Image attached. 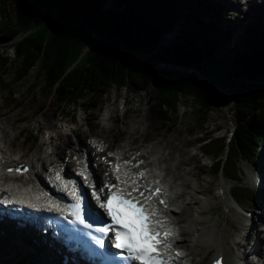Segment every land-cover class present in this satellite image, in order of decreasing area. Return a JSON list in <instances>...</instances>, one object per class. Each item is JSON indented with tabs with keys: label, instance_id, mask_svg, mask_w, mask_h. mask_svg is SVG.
<instances>
[{
	"label": "trees",
	"instance_id": "trees-1",
	"mask_svg": "<svg viewBox=\"0 0 264 264\" xmlns=\"http://www.w3.org/2000/svg\"><path fill=\"white\" fill-rule=\"evenodd\" d=\"M69 1L88 17V23L82 27L69 19V26H73H64L65 35L49 28L41 30L54 13L56 0H10L13 10L0 9V38L9 42L14 54L12 60L0 57V65H11L14 81L26 78L36 67V76L48 92L63 81L58 87L59 97L69 101L76 97V90L88 86L78 76L82 70L79 67L85 63L91 83L96 84L95 95L101 91L99 86L115 82H124L130 90L150 87L154 101L151 107L160 120L166 121V114L176 112L182 98L195 99L201 124L213 111L217 96L213 86L218 83L231 96L234 129L224 138L212 137L204 127L198 142L202 152L214 156L211 166L216 174L224 173L239 182L230 191L232 197L254 203L257 194L238 180L240 172L235 162L239 157L258 164L264 145L262 46L245 41L233 54H222L225 48L219 37L227 34L220 23L222 12L209 0L199 5H188L186 0ZM59 13L62 18L66 12L61 9ZM166 35L173 38L164 42ZM80 38H87V42L67 64ZM92 42L95 44L87 49ZM87 54L89 60L84 61ZM163 62L191 70H169L160 66ZM71 65L72 71H68ZM73 73L76 76L72 79ZM220 152L226 157L222 158Z\"/></svg>",
	"mask_w": 264,
	"mask_h": 264
},
{
	"label": "rangeland",
	"instance_id": "rangeland-1",
	"mask_svg": "<svg viewBox=\"0 0 264 264\" xmlns=\"http://www.w3.org/2000/svg\"><path fill=\"white\" fill-rule=\"evenodd\" d=\"M186 1L188 5H199L204 0ZM209 1L215 4V6L217 5L222 12L220 23L221 27L225 29L227 33L219 37V41L225 48L221 49L222 54H233L238 47L240 48L241 45H244L245 41L254 42L255 45L262 46L264 50V14L261 15L260 12H258L257 15H252L249 9L247 11L243 9L238 11V3L236 0ZM56 2L57 7L52 8L54 13L50 14V19L45 21L41 29L42 32H45L49 28L53 30V32H61L65 35L64 26L70 25V23L67 22L69 19L76 21V23H74L76 25L79 24L82 27L87 26L88 17L76 10L75 6L69 0H56ZM5 7L8 10H13L10 0H0V9ZM58 9L60 11L61 9L65 10L66 13L64 17H59L60 13ZM260 18H262V20H260ZM180 22H182V18L178 20V25ZM72 26L69 27L72 28ZM92 27L95 28L94 24ZM176 29L178 31V28ZM257 31L258 34L256 35ZM88 33L89 32H86L85 35H88ZM174 34H177V32H174ZM66 36L70 38L69 34ZM172 36L173 35H166L164 42L173 38ZM86 42L87 38H80L75 51L67 58V64L76 57L77 53L81 51V46ZM8 44L9 42L4 38H0V57H9V59L12 60L14 54L12 47ZM94 44L95 42L89 43L87 49H91ZM88 60L87 54L84 61ZM73 66L74 65L69 66L68 71H72ZM79 68L83 71L81 70L78 76L85 79L88 86L94 88L96 84L91 83L90 79H92V76L87 75L89 72L88 65L83 63ZM36 69V67L33 68L26 78L24 77L19 81H14L11 65L9 64L5 67L0 65V103H2L1 105H3V107L8 106L9 111H13L15 117L21 114L24 116L23 119L21 118L17 121L19 125L24 127V130L19 132L18 129H12L11 135L15 138L14 144H11V142L9 143V141L4 143L8 145L7 148L12 150L11 152L14 153V156L20 154L22 156L21 161H23L30 157H34L39 151V153L44 152L45 148L48 150L49 148L47 146L45 147V143L42 141V130L47 128V126L57 129L61 134L63 132V141L56 139L53 143L58 144V146H63L67 141L69 148L66 147L63 151V154L66 156L74 147L75 150L79 149L80 142L91 146L92 151L97 153L100 145H94V138L96 137H103L106 140L105 143L108 142L107 144H111L104 155L102 154L103 156H111L116 150H119L118 146L122 148L121 145L126 141L134 148L131 150V153L133 152L134 155L135 153H139L141 151L140 149L145 145L150 144L149 146H152L153 143L159 144L158 146H160L164 153H170V155L165 153L166 156H171V158L181 156L179 167L182 166V168L184 167L191 172L190 177H192V180L190 183H192V181L196 182L195 188L197 190V195L195 198H209L213 200V206L205 211V215L212 220L210 223L217 221L220 223V227L226 226V233L230 238H235L238 231L244 230L239 239L243 243H246V247L248 248L246 249L248 251L255 241L258 240V234L262 233L261 235H264V230L260 232V229L259 231H252L251 234H247L244 227H247L251 221L243 214L252 212L254 216L252 218L258 222V210L262 205L264 206V204H262L264 203L262 196L258 195V199H256L254 203L238 200L240 204L248 206L245 208L246 210L243 209V213L238 212L242 209L236 206L230 192L235 184L234 180H227L221 173L216 174L213 171L211 162L214 161V156L202 152L200 148L201 145L198 142V138L201 136L204 127L207 128L208 133H210L212 137L223 136L226 138L232 133L235 126V117L231 108L232 99L227 89H224V87L218 83L213 86L217 95L214 97L215 102L213 104V111L209 119L202 124L199 121V112L195 99L182 98L176 112H168L166 114L168 121H166V119L160 120L151 107L154 101L150 87L130 90L127 88L128 85L124 82L122 86L117 82L105 86V92L99 94L96 98L95 106L86 110L85 114L81 113V111L79 112L77 109L74 115L69 116L66 114L62 115L65 111L69 112L67 110V102L61 101L59 97L58 87L63 84V81L57 82V85L48 92L47 89L43 87L44 83L41 79L39 80V76H36ZM85 75H87V78ZM75 76V73H73L71 75L72 79ZM97 89L99 90L100 88ZM68 107L70 108L71 105ZM127 121H133L138 129H140L137 140L134 139L130 141L126 135H116L118 128L123 126ZM107 126H113V129L110 130ZM141 126H143V128H141ZM40 128H42V132H39ZM1 131L0 129V136H3ZM220 155L222 158L226 157L224 152H220ZM84 156L86 160L88 157L87 154H84ZM51 157L57 159L56 155H52ZM96 157L99 158V155H96ZM258 159V164L251 163L247 158L239 157L235 162L240 172V176L237 178L241 183H244L245 186L248 184L251 185V177L255 173V167H257L258 172H262L264 167V145L261 146ZM176 160V158L173 159V162ZM108 163V167L111 169L113 161H108ZM73 168L76 167L73 166ZM223 195H225V197ZM228 204H233L235 208L234 211L229 209L230 207L227 206ZM196 208L198 209L197 206ZM258 225L260 228L263 226L260 222H258ZM200 226L204 227V224H200ZM1 229L2 228H0V231ZM10 237L11 235H9L8 238ZM247 241L249 244H247ZM21 243L24 246L25 243ZM190 244L192 251L188 248L186 249L188 253L190 252L188 257L191 258L192 264H207L215 255L216 246H212L214 245L212 242L207 245L194 244V242H190ZM12 253L10 247H5L4 245L0 246V258H10ZM16 255L19 259L17 260L18 264H28L30 257L24 256L22 260L20 259L23 257L21 253ZM254 256L255 255L250 256V260H252ZM255 258L257 257L255 256L254 259ZM2 261V264H6V261ZM236 261L238 260L236 259ZM241 261L246 262L244 259ZM255 264H259V262Z\"/></svg>",
	"mask_w": 264,
	"mask_h": 264
},
{
	"label": "bare ground",
	"instance_id": "bare-ground-1",
	"mask_svg": "<svg viewBox=\"0 0 264 264\" xmlns=\"http://www.w3.org/2000/svg\"><path fill=\"white\" fill-rule=\"evenodd\" d=\"M236 1L238 3V11L242 9L247 11L249 9L252 15H257L258 12L261 15L264 14V0ZM1 104L0 129L3 136H0V167H2V171H0V228H2L0 231V246L10 247L13 253L10 258L1 257L0 264H2V260L6 261V264H18L17 260L19 259L16 254L19 253L23 256L20 258L22 260L24 256L30 257L28 264H89L79 260L75 252L66 251L59 239H53L48 233L43 234L40 229L41 226L38 220L40 214L36 210L40 209L37 206L49 201L46 190L59 192L63 188L64 190L69 188V184L64 182L61 177L60 180L56 179L64 163L66 167L74 166L76 169L86 167L89 173L98 181V190L105 185H116L115 188H119L123 192H131L132 188L137 185L125 184L122 181H131L133 179H137L140 185L149 186L152 189L157 188V186L161 187L162 192L159 197H163L165 204L160 205L153 198L148 202L147 206L150 210L155 209L156 215L154 218L163 224L160 230L162 232L170 230L174 233V235L167 238L166 242L171 244L169 248L171 253H174L175 249L182 254L183 258L179 260L180 263L192 264L191 258L188 257L190 252L188 253L186 249L191 250L190 242L201 245H207L212 242L214 244L212 246H216V253L224 256L225 264H235L236 259H244L246 264H255L256 262L264 264V235H261L262 233L258 234V240L255 241L248 251L246 243L239 239L244 230L238 231L235 238H230L226 233V226L220 227V223L217 221L210 223L212 220L205 215V211L213 206V200L195 198L197 195L196 182L192 181L190 183L192 180V177H190L191 172L184 167L182 168V166L179 167L181 156L172 158L171 156H166L165 153L169 155L170 153H164L158 146L159 144L155 143L152 146H149L150 144L145 145L140 149L139 153L134 155L133 152L131 153L134 148L128 141L121 145L122 148L118 146L119 150H116L111 156H103L111 144L105 143L106 140L103 137H96L94 138V145H100L97 153L92 151L91 146L80 142L79 149L75 150L74 147L66 156L63 154L64 148H69L66 141L63 146H58L57 159L52 158V154L47 152L45 148L44 152L39 153L40 151L38 150L39 152L34 157L21 161L22 156L20 154L14 156V153L11 152L12 150L7 148L8 145L4 143L9 141V143L14 144L15 138L11 135L12 129H18L19 132L24 130V127L17 123L24 116L21 114L15 117L14 112L9 111L8 106L3 107ZM134 122L127 121L123 126H120L116 135H126L130 141L137 140L140 129ZM107 128L111 130L113 126H107ZM41 130L42 128H40L39 132L43 131ZM55 134L60 137L61 132L56 130ZM61 138L63 140V137ZM53 140V137L42 139L45 147L47 146L48 148L47 141L53 142ZM84 154L88 156L86 160L84 159ZM96 155H99V158ZM175 158L177 160L173 162ZM111 160L113 163L110 169L108 161ZM126 161L129 163H125ZM141 161L143 163H140ZM21 162H25L24 164H28L31 168L25 175L14 179L5 173L7 167H17L18 163ZM61 162L64 163L62 164ZM60 164L61 167L59 168ZM116 164L120 165L119 171H114ZM140 172L145 173L142 179H138L136 176ZM117 176H120V181H117ZM257 178L264 186V167ZM105 190L109 191L108 188H105ZM133 195L138 197L139 194L133 193ZM223 196L225 197V195ZM227 206L230 207L231 211H234L233 204H228ZM12 210L17 211L21 215H11L10 211ZM258 211V222L264 223V206L262 205ZM250 221L251 223L244 227L247 234H251L252 231H259V229L260 232H263L264 228H260L254 218ZM200 224H204V227L200 226ZM9 235H11L10 238H8ZM21 242L25 243L24 246ZM247 244H249L248 241ZM238 255L242 256L239 257ZM253 255L257 257L255 258L256 260L254 259L255 256L250 260V256Z\"/></svg>",
	"mask_w": 264,
	"mask_h": 264
},
{
	"label": "snow or ice",
	"instance_id": "snow-or-ice-1",
	"mask_svg": "<svg viewBox=\"0 0 264 264\" xmlns=\"http://www.w3.org/2000/svg\"><path fill=\"white\" fill-rule=\"evenodd\" d=\"M125 163L129 162L126 161ZM140 163H143V161ZM119 169L120 165H116L114 171H119ZM8 170L9 172L13 171L11 168ZM15 171L22 174L28 169L26 166H21ZM80 175L84 176V173L82 172ZM144 175V172L136 174L138 179H142ZM84 178L87 180L86 176ZM56 179H61L59 174H57ZM116 179L117 181L121 180L120 176H117ZM122 182L125 184H136L137 186L132 188L131 192H123L122 190L112 192L111 189L115 188L116 185H105L99 190L93 189L92 196L98 202V208L103 210L102 215L110 218V225L106 224L95 229L97 233L103 235L94 236L93 240L97 245L103 247L105 236L110 231H114V247L126 252L127 259L138 262V264H172V258H165L160 251V246L163 245L164 248H170L171 244L167 243L166 240L174 233L170 230L159 231L163 224L158 220L153 221L152 217L156 215V211L155 209L149 210L147 206L148 202L154 197L161 195L162 189H152L149 186L140 185L137 179ZM105 188L109 189L107 195H103ZM133 193H138V197L134 196ZM102 195L103 200H101ZM159 202L165 204L162 199ZM70 207L74 209L72 214L75 216V220L71 221V223L78 222L88 229L93 227L91 223H86L85 221L82 198H78L77 202L70 205ZM88 235L92 236V232H89ZM179 255L181 254L177 253V256Z\"/></svg>",
	"mask_w": 264,
	"mask_h": 264
},
{
	"label": "water",
	"instance_id": "water-1",
	"mask_svg": "<svg viewBox=\"0 0 264 264\" xmlns=\"http://www.w3.org/2000/svg\"><path fill=\"white\" fill-rule=\"evenodd\" d=\"M160 66H166L169 70H173V69H180L182 71H190L191 69L179 64H168L166 62H163L162 64H160ZM210 85V83H209Z\"/></svg>",
	"mask_w": 264,
	"mask_h": 264
}]
</instances>
